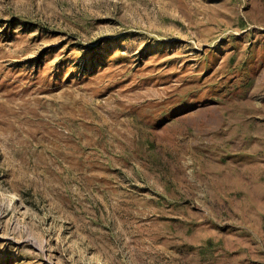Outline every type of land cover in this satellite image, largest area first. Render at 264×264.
Wrapping results in <instances>:
<instances>
[{
    "label": "rangeland",
    "instance_id": "rangeland-1",
    "mask_svg": "<svg viewBox=\"0 0 264 264\" xmlns=\"http://www.w3.org/2000/svg\"><path fill=\"white\" fill-rule=\"evenodd\" d=\"M0 264H264V0H0Z\"/></svg>",
    "mask_w": 264,
    "mask_h": 264
}]
</instances>
